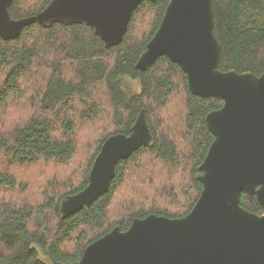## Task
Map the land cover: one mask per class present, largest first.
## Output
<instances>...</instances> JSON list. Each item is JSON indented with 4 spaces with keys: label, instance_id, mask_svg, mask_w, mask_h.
I'll return each instance as SVG.
<instances>
[{
    "label": "trees",
    "instance_id": "1",
    "mask_svg": "<svg viewBox=\"0 0 264 264\" xmlns=\"http://www.w3.org/2000/svg\"><path fill=\"white\" fill-rule=\"evenodd\" d=\"M22 1L11 6L13 19L35 16L53 0H39L37 6ZM169 1L145 0L116 47L107 48L86 23L36 22L17 39L0 37V70L6 72L0 86V161L7 169L0 171V195H5L0 200V264H80L86 248L115 227L126 231L134 220L152 214L181 218L195 207L203 190L199 168L215 139L206 117L223 102L193 95L186 73L167 57L146 72L136 68ZM212 2L214 32L222 49L220 69L260 76L264 0ZM35 71L47 72L43 86L34 88L37 115L7 132L2 118L8 103L19 93L20 81ZM77 103L82 110L75 109ZM142 111L152 143L119 162L108 193L64 217L63 202L88 186L103 144L117 134L131 135ZM105 115L114 131L98 141L82 175L71 176V184L64 185L61 175L82 148L76 137L77 119L90 122ZM53 166L59 167V177L52 185ZM36 181L48 187L38 204L30 201L34 193L29 197V184ZM241 205L263 213L255 196L243 193Z\"/></svg>",
    "mask_w": 264,
    "mask_h": 264
},
{
    "label": "water",
    "instance_id": "2",
    "mask_svg": "<svg viewBox=\"0 0 264 264\" xmlns=\"http://www.w3.org/2000/svg\"><path fill=\"white\" fill-rule=\"evenodd\" d=\"M15 0H0V37L17 39L24 29L86 23L107 48L119 46L135 11L145 0H53L35 16L13 19ZM212 0H170L165 15L136 68L146 72L167 57L188 77L189 90L217 98L223 106L206 117L214 136L200 166L201 195L181 218L149 215L130 228L115 227L90 244L80 264H264V71L220 69L221 44L214 32ZM153 136L142 111L127 136H111L92 167L88 186L68 197L61 212L69 217L110 191L120 161L127 160ZM255 196L262 214L241 205Z\"/></svg>",
    "mask_w": 264,
    "mask_h": 264
},
{
    "label": "rangeland",
    "instance_id": "3",
    "mask_svg": "<svg viewBox=\"0 0 264 264\" xmlns=\"http://www.w3.org/2000/svg\"><path fill=\"white\" fill-rule=\"evenodd\" d=\"M22 2H24L26 5L29 3L32 6H37L39 0H23ZM138 34H141L140 30H138ZM38 35L39 34L36 36ZM65 73L68 77L70 76L69 71L66 70ZM5 74V69L2 68L0 70V86L2 83H4ZM46 75V71L30 72L20 81V91L9 101L6 114L2 118V127L5 131L9 132L12 128L22 125L29 118L37 115L36 109L33 108L32 103V98L35 96L34 88L36 86H43ZM134 86L138 87V84L136 83ZM75 109L80 111L82 110V107L79 103H77ZM105 116L106 117L100 116L95 120H90V122L77 119L76 137L80 147L82 145V148L80 150V155L76 157L73 166L69 168L64 175H61L60 181H62L64 185L71 184V176L82 175V168L85 166V162L88 161L87 159L90 157V155L93 154L98 141L106 134L114 131L113 124L109 122L107 115ZM4 164L5 163L0 161V167H2L0 168V171L5 170V172H7V169L4 168ZM58 170V166H53L51 168L50 181L52 185L54 184L53 182L57 181L56 179L59 177V173L57 172ZM38 182L39 181L29 184V197H31L34 193V199H30V201L34 204L42 202L41 195L48 190L46 184H43L41 187ZM130 184L133 185V183ZM4 197L5 195L1 194L0 200H3Z\"/></svg>",
    "mask_w": 264,
    "mask_h": 264
}]
</instances>
